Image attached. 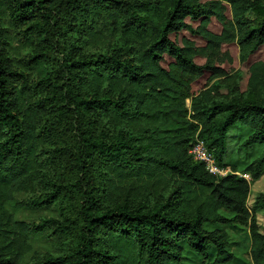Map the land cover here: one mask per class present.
Here are the masks:
<instances>
[{
  "label": "trees",
  "instance_id": "trees-1",
  "mask_svg": "<svg viewBox=\"0 0 264 264\" xmlns=\"http://www.w3.org/2000/svg\"><path fill=\"white\" fill-rule=\"evenodd\" d=\"M238 124L264 147V0H0V264H223L217 223L264 264V148L251 181L189 151Z\"/></svg>",
  "mask_w": 264,
  "mask_h": 264
},
{
  "label": "rangeland",
  "instance_id": "rangeland-1",
  "mask_svg": "<svg viewBox=\"0 0 264 264\" xmlns=\"http://www.w3.org/2000/svg\"><path fill=\"white\" fill-rule=\"evenodd\" d=\"M107 46V45H106ZM33 47V46H32ZM30 46L22 45V42L15 41L14 48L11 50V55L19 64L25 63L23 59L24 56L30 53L33 49ZM87 49H93V44H88ZM24 70L31 73L33 78H36L38 73L35 69H32L30 65L25 64ZM190 100H188V104ZM251 133V130L242 124H238L233 127L228 135V151L225 156L226 166L224 167L226 171H232L235 169L240 175L247 177L244 172V168L255 158H257L263 151V145H257L249 148H244L242 146L243 141ZM248 180L251 181V175L249 174ZM264 193V173L262 176L255 180L251 181V191L248 198V206L251 208L254 204L256 197ZM55 211L44 210L42 212H36L31 214L32 218H37L41 214H52ZM26 214V213H25ZM259 225L261 230L264 231V210H259L256 213ZM208 230L220 229L227 231L230 236V244L228 250L233 253V257L229 260H226L223 264H253L251 255H250V246H251V237L250 231L247 226L243 225H233L227 223H217L209 224L207 226ZM215 252L213 251L212 257L209 260L204 259L199 253L189 246L185 247L184 250V259L180 264H213L215 258Z\"/></svg>",
  "mask_w": 264,
  "mask_h": 264
},
{
  "label": "built area",
  "instance_id": "built-area-1",
  "mask_svg": "<svg viewBox=\"0 0 264 264\" xmlns=\"http://www.w3.org/2000/svg\"><path fill=\"white\" fill-rule=\"evenodd\" d=\"M190 153L198 160L205 162L210 172L214 174L225 175V168L220 167L216 161L215 155L207 148L203 140H197L190 148ZM248 179L249 174H246Z\"/></svg>",
  "mask_w": 264,
  "mask_h": 264
}]
</instances>
